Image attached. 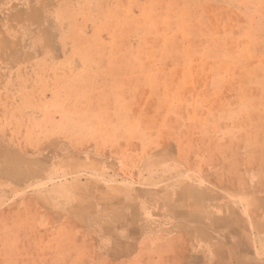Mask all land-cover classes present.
I'll use <instances>...</instances> for the list:
<instances>
[{"label":"crops","instance_id":"crops-1","mask_svg":"<svg viewBox=\"0 0 264 264\" xmlns=\"http://www.w3.org/2000/svg\"><path fill=\"white\" fill-rule=\"evenodd\" d=\"M237 62L220 43L192 65L169 155L121 133L34 155L0 138V264H264V64Z\"/></svg>","mask_w":264,"mask_h":264},{"label":"rangeland","instance_id":"rangeland-1","mask_svg":"<svg viewBox=\"0 0 264 264\" xmlns=\"http://www.w3.org/2000/svg\"><path fill=\"white\" fill-rule=\"evenodd\" d=\"M220 43L259 69L264 0H0V138L34 155L121 133L132 152L172 154L167 117L197 99L185 75Z\"/></svg>","mask_w":264,"mask_h":264}]
</instances>
